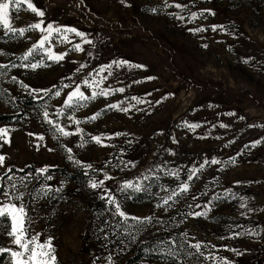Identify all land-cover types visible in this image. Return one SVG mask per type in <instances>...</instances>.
<instances>
[{"label": "rangeland", "instance_id": "1", "mask_svg": "<svg viewBox=\"0 0 264 264\" xmlns=\"http://www.w3.org/2000/svg\"><path fill=\"white\" fill-rule=\"evenodd\" d=\"M32 2L45 12V27L51 23L75 28L91 41L84 43L71 32L54 34L45 48L67 53L62 61L47 60L43 51L23 61L19 58L39 41V30L18 36L0 27V65H8L0 69L6 73L0 76V116L12 117L0 120V128L9 130L0 139V155L5 157L0 183L5 190L15 183L25 193L31 231L42 233L41 241L52 238L57 264H103L86 239L99 223L90 190L98 199L106 195L103 189H92L90 182L105 174L113 179L105 180L104 187L130 217L151 216L182 225L190 243L202 244L210 264H264V0ZM9 14L16 28L40 19L30 10L11 19L16 14L10 7ZM61 36L67 41L60 42ZM75 44L84 51H75ZM41 60L50 66L19 67ZM114 61L127 63L118 67ZM109 64L111 69L97 74ZM102 77L107 78L99 82ZM85 79L91 86L83 83ZM21 82L30 89L56 85L61 96L30 94ZM63 84L72 88H62ZM76 85L89 96L100 89L109 94L87 101V107L64 108L66 94ZM119 88L124 91H113ZM30 98L36 103L25 107L24 99ZM61 108L63 115L58 114ZM97 112L101 115L87 122ZM54 125L72 135L63 136ZM92 136H100L101 144ZM83 141L88 143L81 147ZM88 164L91 169L85 167ZM58 167L83 174L85 184L67 179ZM193 170H198V179L189 181ZM177 171L179 179L169 174ZM129 181L147 190L120 192ZM183 183L189 184L187 193L170 201V208L156 207L163 204L161 197L179 192ZM205 206L211 208L207 216L190 215L203 212ZM8 230L0 235L3 247L12 246ZM235 233L240 235L232 238Z\"/></svg>", "mask_w": 264, "mask_h": 264}, {"label": "snow or ice", "instance_id": "2", "mask_svg": "<svg viewBox=\"0 0 264 264\" xmlns=\"http://www.w3.org/2000/svg\"><path fill=\"white\" fill-rule=\"evenodd\" d=\"M26 4V8L24 7ZM10 7L15 12V16H13L11 19L18 18V14L21 10H30L32 13H34L37 17L40 19L38 22L30 23L26 25L25 27H19L16 28L12 25L10 22ZM176 7H181V5L177 4ZM195 13H193V17H195ZM203 15V13H201ZM45 16V12L42 10H39L37 7L34 6L32 0H0V27H3L7 33H11L13 35L18 36H24L27 32L39 30L41 33L40 39L37 43H34L32 47H30L27 52L20 57L19 59L23 61H28L30 57H33L37 54L38 51H43V53L46 55L47 60L53 61V62H59L62 61L67 53H60L56 54L52 51L51 46L48 48H45L46 44H49L50 40L52 39L54 34H61L63 32H71L74 33L76 36L81 37L84 39L85 34L78 31L75 28H67V29H61L60 27H54L53 24L48 23L46 27L44 26L45 22L43 20V17ZM213 30L215 31V26L213 27ZM198 31H203V29H198ZM67 41V36H61L60 42ZM84 43H91L90 40L84 39ZM75 51L83 52L84 49L81 47L80 44L74 45ZM114 64H116L118 67L122 66L123 64L127 63L125 61H114ZM50 65L44 64L43 60H41L38 63H30V64H21L19 67H30L32 69H38L41 67H48ZM11 67L15 68L18 67L16 64H12ZM81 67H84V65H81ZM112 65L109 64L107 66H102L99 69H97V74L105 72L106 69H111ZM133 67H142L140 65H134ZM8 68V65H0V69H6ZM3 71H0V76L5 75ZM112 73L111 71H108V75L110 76ZM107 77H102L101 81L103 79H106ZM12 82H17V78L13 76ZM152 79V78H149ZM97 82V83H99ZM85 85L91 86L89 84V81L85 79L83 81ZM20 86L24 89H29V93H36L37 95L40 92H43L44 95H52L54 97H60L61 96V90L57 89L56 85H53L51 89H30L29 85L20 83ZM62 88H72V85L70 84H63ZM54 89H57L53 91ZM113 91H119L123 92V88L115 89ZM108 90L106 89H100L99 91H92L91 95H86L83 91H81V88L79 85H76L73 90L69 91L66 94V98L63 101L64 108L68 109H77L82 107H87V101L94 100L97 98V96H106L108 95ZM140 103L141 101H137ZM110 108H119V105L117 104H110ZM122 111H128L127 108L121 109ZM59 115L64 114L63 108L59 110ZM101 115L100 112H97L95 115L88 118L87 122H91L93 120H96ZM45 118L49 116V113L47 111L44 112ZM71 118V117H69ZM49 124H52V120H48ZM75 123L79 124L81 121L76 120ZM56 130L61 133L63 136H69L72 135V133H69L64 130L63 127H60L58 125H54ZM190 127H196L195 125H191ZM224 127V125H222ZM9 130L6 128H0V139L3 138V134H6ZM77 132L82 133L83 129H77ZM31 135V134H30ZM116 135H120L117 133ZM40 140H43L44 138L42 136L38 137ZM92 141H95L97 144H101V137L100 136H92ZM85 143H88V141H83V143L80 145L81 147L84 146ZM259 143V141L255 142ZM255 146V144L253 145ZM51 151V149H49ZM69 153L72 152V149H67ZM69 160H73V157L69 155ZM5 157L3 155H0V167L4 165ZM76 164H81L79 160L74 161ZM207 163V162H206ZM212 164H218L220 161L212 160ZM86 168L91 169L92 165L88 164L85 165ZM203 167V166H201ZM12 169L9 168L8 172H11ZM23 171V170H21ZM47 169H40V172H46ZM198 170H193L192 173L188 175V180L192 181L194 178H197L195 176V172ZM170 175L176 176L177 179H179V173L178 171L175 173H169ZM5 176L8 180H12L11 176H8L7 173H5ZM46 179H51L50 176L46 177ZM113 179L112 177L108 176L107 174L104 175V179L96 181L92 180L90 182V187L92 189H103L104 193L106 195L102 196L101 199H105L109 205L114 206L115 212L113 215H118L122 217L125 221V223L131 219L136 222L137 225H148L152 222V217H136V216H129L124 210H122L121 202L117 199V197L111 193V190L104 187L105 180ZM145 179H148L146 176ZM4 180V177H0V181ZM24 187H27L26 184L23 185ZM151 187L150 185L148 186ZM180 191L177 192L173 190L171 192V195H168L166 197H161L163 200V204H157L156 207H164L165 205L169 208L172 206L170 201L175 203L174 200L175 197H180L187 193L189 191V184L183 183L179 185ZM128 189H132L133 192H141L146 191L147 189L144 188L141 184H133L132 182H125L119 189L122 193H127ZM59 190V189H58ZM163 191H168L167 189H163ZM24 196L25 193L20 192L19 188L15 183H13L9 190H5L4 184L0 183V197H3V202H0V235L5 234L3 229L8 228L9 230L6 232V235L10 238L11 245L10 247H3L0 246V256H3L4 254H7L11 260V264H57V257L55 255V248L52 245V238L49 237L44 241H41L40 237L42 233H33L31 231V224H32V217L28 215V212L30 211V208L28 205L24 203ZM197 197L193 196V199L195 200ZM219 199V197H217ZM14 201H18L19 203H15ZM189 207H192L189 205ZM196 207H200V205H196ZM241 207H245V205H241ZM211 211V208L205 206V210L203 212H195L190 213V215H194L196 217L200 216H207L208 212ZM249 234V233H246ZM240 234L235 233L232 238L238 237ZM135 239V237H133ZM185 240H187V234H185ZM189 247L196 250V252L203 256L204 253L201 251L202 244L200 242H197L195 244H190ZM203 247H207V245H204ZM232 250V249H229ZM239 254V253H238ZM171 255V253H170ZM109 259H111L109 257ZM227 264V262H225Z\"/></svg>", "mask_w": 264, "mask_h": 264}, {"label": "trees", "instance_id": "3", "mask_svg": "<svg viewBox=\"0 0 264 264\" xmlns=\"http://www.w3.org/2000/svg\"><path fill=\"white\" fill-rule=\"evenodd\" d=\"M7 98L12 105L13 99L9 95ZM23 102L25 107L36 103L32 98L24 99ZM0 120L11 121L12 117L3 115ZM57 169L67 179L85 184L83 174H75L62 167ZM90 191L95 200L94 210L99 223L86 239V244L89 250L98 252L103 264H139L143 260L166 264H210L209 260L189 247L192 243L188 236L185 240L186 233L182 225L155 217L148 225H137L131 219L125 223L122 217L113 215L115 211L107 206L105 200L98 199V194ZM8 258L7 254L0 256V264H10Z\"/></svg>", "mask_w": 264, "mask_h": 264}]
</instances>
